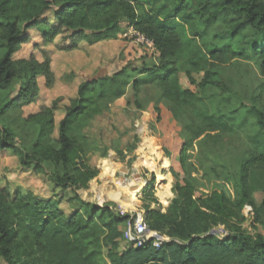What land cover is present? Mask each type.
I'll return each instance as SVG.
<instances>
[{
	"label": "trees",
	"instance_id": "trees-1",
	"mask_svg": "<svg viewBox=\"0 0 264 264\" xmlns=\"http://www.w3.org/2000/svg\"><path fill=\"white\" fill-rule=\"evenodd\" d=\"M49 11L52 18L45 16ZM124 20L154 43L157 64L82 82L58 124L52 109L21 119L28 146L18 145L14 132L0 125V150L11 151L60 191L45 199L0 185V259L7 264H264V234H250L264 227V0H0V118L36 102L39 78L46 85L52 81L48 62L14 59L29 40L28 30L38 31L45 43L67 32L74 46L93 45L117 39ZM242 63L255 64L261 79L244 82L236 73ZM181 73L193 84L195 74L203 73L198 91L183 87ZM17 82L21 87L11 96ZM146 85L160 91L158 119L165 105L181 125L182 176L173 172L177 196L166 212L150 206L145 211L147 226L170 241L159 249L149 242L121 251L131 216L85 201L78 191L98 176L86 157L108 153L88 133L91 123L129 87ZM63 200L70 215L60 207ZM215 225L225 226L228 234L211 233Z\"/></svg>",
	"mask_w": 264,
	"mask_h": 264
},
{
	"label": "rangeland",
	"instance_id": "rangeland-1",
	"mask_svg": "<svg viewBox=\"0 0 264 264\" xmlns=\"http://www.w3.org/2000/svg\"><path fill=\"white\" fill-rule=\"evenodd\" d=\"M52 13L49 11L45 16L52 18ZM122 26L125 31L119 34L117 39L105 40L93 45L83 41L74 46L67 32L57 36L52 43H45L36 30L26 32L29 40L14 55V59L35 58L40 62H48L53 76L48 85L43 77L39 78L40 92L35 103L9 111L0 118V125L14 132L18 145H30L29 138L23 134L21 119L45 109H52L58 124L66 114L65 107L78 96L82 82L111 75L124 67L148 69L158 63V53L155 50L137 42L131 33L125 35V32H131L130 23L124 20ZM236 71L248 84L261 79L255 64L242 63ZM194 78L195 84L191 83L188 75L180 74L184 88L198 91L203 73L195 74ZM20 87L19 82L15 83L11 87V96H15ZM159 100L160 91L154 85L141 86L138 90L129 87L124 98L114 103L109 112L91 123L88 133L97 139L102 150L107 148L108 153L103 157L101 151L92 152L86 157L87 163L98 170V176L90 182L88 189L78 191L82 199L95 205H109L121 215V211L127 210L126 214L132 216L137 211H146L147 206L162 212L167 211L172 200L177 196L174 190L176 179L173 172L176 171L182 176L180 153L183 139L181 125L165 105H161L162 117L158 119ZM57 135L58 132L55 136ZM144 141L147 142V146L143 147ZM151 146H154L157 154H160L159 158L155 153L153 154ZM191 153L194 156L193 161L199 166V150L194 149ZM103 160L110 161L114 167V173L106 177L108 180L100 177L103 173V165L101 168ZM45 166L48 170L52 168L48 163ZM140 179L145 181V186L149 184L150 188L146 193L145 187L136 192L137 202L134 206L127 207L108 195H105L106 197L103 195L121 190L124 195L122 199L129 203L131 199L129 187L135 181L138 183ZM120 182L123 183L122 188H119ZM0 185H7L12 193L32 192L45 199H52L60 193L52 187L44 174L23 167L19 158L11 151L0 150ZM66 194L69 195L70 191H66ZM99 195L104 196L105 199L101 201ZM256 198L261 202L262 194L257 193ZM60 207L67 215L73 212L65 200L61 202ZM128 225L129 221L125 226V238L120 242L121 251L133 246L127 237ZM211 233L224 237L228 231L223 225H215ZM258 233L264 234V227L250 231L253 236ZM0 264L7 263L0 259Z\"/></svg>",
	"mask_w": 264,
	"mask_h": 264
},
{
	"label": "built area",
	"instance_id": "built-area-1",
	"mask_svg": "<svg viewBox=\"0 0 264 264\" xmlns=\"http://www.w3.org/2000/svg\"><path fill=\"white\" fill-rule=\"evenodd\" d=\"M128 33H131L132 36H135V40L137 42L157 52L154 43L147 39L143 34L136 31L133 27L131 28V32H125V35L127 36ZM126 211H121L122 215L128 213ZM127 237L129 242L136 246L140 247L146 243L152 242L153 246L158 249L164 244V242L170 241L169 237L162 236L157 231H154L147 226L145 223V211H137L131 216L127 229Z\"/></svg>",
	"mask_w": 264,
	"mask_h": 264
},
{
	"label": "bare ground",
	"instance_id": "bare-ground-1",
	"mask_svg": "<svg viewBox=\"0 0 264 264\" xmlns=\"http://www.w3.org/2000/svg\"><path fill=\"white\" fill-rule=\"evenodd\" d=\"M152 150H153V154L155 153L157 158L160 157V154H157V151L155 150V147L152 146ZM151 150V151H152ZM112 156V155H111ZM107 159V158H105ZM103 173L101 174V179L102 178H106L110 175H112L114 173V167H113V164L108 161V160H103ZM133 167V166H132ZM125 168V167H124ZM138 169V168H137ZM138 173V172H137ZM168 178V177H167ZM108 180V178H106ZM134 182V181H132ZM105 183V182H104ZM123 183L120 182L119 184V188H122ZM122 186V187H121ZM94 187V186H93ZM128 187V186H127ZM145 187V181L143 180H139L138 183L135 181V183H133L130 187H129V190L131 191V199L129 200L130 202L129 203H126L122 198H123V194L121 192V190H117L115 192H108L107 194H103L104 196L105 195H108L111 199L115 200V201H118L120 202V204H124L125 206L127 207H131V206H134L137 202V196H136V192H138L139 190H141L142 188ZM99 189V188H98ZM93 190V189H92ZM103 190V189H102ZM126 191H127V188H126ZM102 196V195H99L98 198H100L101 201H103L105 199V197ZM126 200V199H125Z\"/></svg>",
	"mask_w": 264,
	"mask_h": 264
},
{
	"label": "crops",
	"instance_id": "crops-1",
	"mask_svg": "<svg viewBox=\"0 0 264 264\" xmlns=\"http://www.w3.org/2000/svg\"><path fill=\"white\" fill-rule=\"evenodd\" d=\"M151 148H152V146H151Z\"/></svg>",
	"mask_w": 264,
	"mask_h": 264
},
{
	"label": "water",
	"instance_id": "water-1",
	"mask_svg": "<svg viewBox=\"0 0 264 264\" xmlns=\"http://www.w3.org/2000/svg\"><path fill=\"white\" fill-rule=\"evenodd\" d=\"M98 206H100V205H98Z\"/></svg>",
	"mask_w": 264,
	"mask_h": 264
}]
</instances>
